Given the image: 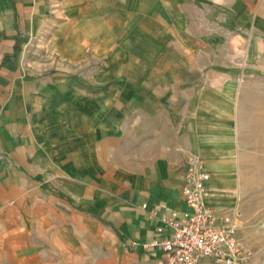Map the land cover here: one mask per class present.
<instances>
[{"label":"crops","instance_id":"1","mask_svg":"<svg viewBox=\"0 0 264 264\" xmlns=\"http://www.w3.org/2000/svg\"><path fill=\"white\" fill-rule=\"evenodd\" d=\"M262 51L264 0H0V264L153 263L188 162L232 206Z\"/></svg>","mask_w":264,"mask_h":264},{"label":"built area","instance_id":"2","mask_svg":"<svg viewBox=\"0 0 264 264\" xmlns=\"http://www.w3.org/2000/svg\"><path fill=\"white\" fill-rule=\"evenodd\" d=\"M210 177L201 161L186 164L181 193L189 211L159 219L157 237L145 246L154 258L151 264H246L250 260V251L238 238L237 208L215 209L206 203Z\"/></svg>","mask_w":264,"mask_h":264},{"label":"rangeland","instance_id":"3","mask_svg":"<svg viewBox=\"0 0 264 264\" xmlns=\"http://www.w3.org/2000/svg\"><path fill=\"white\" fill-rule=\"evenodd\" d=\"M30 47L29 56L36 49L35 44ZM44 55L45 63H50L52 58ZM243 68L255 78L241 88L236 101L242 130L236 146L239 161L230 164L235 177L230 207L239 211L238 238L252 255L246 264H264V52L254 56L252 66Z\"/></svg>","mask_w":264,"mask_h":264}]
</instances>
